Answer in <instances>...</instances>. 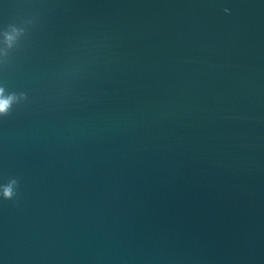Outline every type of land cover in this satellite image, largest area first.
<instances>
[{"label":"water","instance_id":"1","mask_svg":"<svg viewBox=\"0 0 264 264\" xmlns=\"http://www.w3.org/2000/svg\"><path fill=\"white\" fill-rule=\"evenodd\" d=\"M3 109L0 264H264V0H0Z\"/></svg>","mask_w":264,"mask_h":264},{"label":"clouds","instance_id":"2","mask_svg":"<svg viewBox=\"0 0 264 264\" xmlns=\"http://www.w3.org/2000/svg\"><path fill=\"white\" fill-rule=\"evenodd\" d=\"M5 115H7V109L0 110V117H3ZM4 198L8 199V198H10V196L9 195H5Z\"/></svg>","mask_w":264,"mask_h":264}]
</instances>
